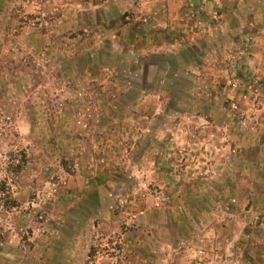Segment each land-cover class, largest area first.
<instances>
[{
  "label": "rangeland",
  "instance_id": "1",
  "mask_svg": "<svg viewBox=\"0 0 264 264\" xmlns=\"http://www.w3.org/2000/svg\"><path fill=\"white\" fill-rule=\"evenodd\" d=\"M0 264H264V0H0Z\"/></svg>",
  "mask_w": 264,
  "mask_h": 264
}]
</instances>
